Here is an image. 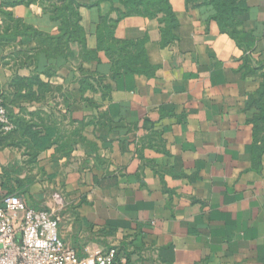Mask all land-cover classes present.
I'll return each instance as SVG.
<instances>
[{
    "label": "crops",
    "instance_id": "0c3cea01",
    "mask_svg": "<svg viewBox=\"0 0 264 264\" xmlns=\"http://www.w3.org/2000/svg\"><path fill=\"white\" fill-rule=\"evenodd\" d=\"M139 1L0 0V93L19 126L0 131V195L51 210L61 194L80 257L264 264V133L249 110L264 0H235L241 24L224 30L210 4L169 0L161 22L132 12Z\"/></svg>",
    "mask_w": 264,
    "mask_h": 264
},
{
    "label": "built area",
    "instance_id": "2783aa9c",
    "mask_svg": "<svg viewBox=\"0 0 264 264\" xmlns=\"http://www.w3.org/2000/svg\"><path fill=\"white\" fill-rule=\"evenodd\" d=\"M15 130L0 93V131ZM55 200V209L36 210L23 195H0V264H126L115 246L80 257L61 236L66 200L61 194Z\"/></svg>",
    "mask_w": 264,
    "mask_h": 264
},
{
    "label": "trees",
    "instance_id": "16d2710c",
    "mask_svg": "<svg viewBox=\"0 0 264 264\" xmlns=\"http://www.w3.org/2000/svg\"><path fill=\"white\" fill-rule=\"evenodd\" d=\"M189 3L193 4H210L212 5L217 14L215 16L216 20L219 21L221 27L223 28H231L237 27L241 24L239 21V17L235 15V0H188ZM136 14L145 15L151 18H159V14H165V19H160L161 22H167L173 20V13L171 7L169 5V0H141L135 3L134 11ZM117 22H112L109 26V35L113 34V29L115 28ZM164 37L166 32L164 31ZM142 54V52H141ZM123 66V65H122ZM124 68L128 71L130 68L125 64ZM136 71V70H135ZM42 85V84H40ZM9 109V108H8ZM249 110H255L253 118L251 122L254 126L255 134L264 133V85L260 89V91L252 97L251 103L249 105ZM10 111V110H9ZM13 121L16 124V132L19 128L16 118L10 112ZM14 132L7 134L12 135ZM2 133V132H1ZM3 134V133H2ZM44 141H41L39 145H42ZM21 195L22 193H18Z\"/></svg>",
    "mask_w": 264,
    "mask_h": 264
},
{
    "label": "rangeland",
    "instance_id": "374dc122",
    "mask_svg": "<svg viewBox=\"0 0 264 264\" xmlns=\"http://www.w3.org/2000/svg\"><path fill=\"white\" fill-rule=\"evenodd\" d=\"M30 99H33V96H30ZM57 100V96L53 95L50 99V102L52 101L53 103H55L54 101ZM7 104V103H6ZM8 106V105H7ZM38 112H41V111H38ZM48 119H53V115L50 114L47 116ZM39 119H42V117H39Z\"/></svg>",
    "mask_w": 264,
    "mask_h": 264
}]
</instances>
